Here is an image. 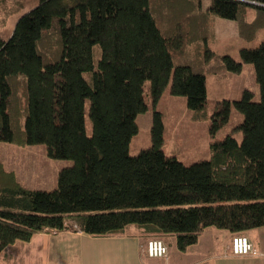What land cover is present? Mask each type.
<instances>
[{
  "label": "trees",
  "instance_id": "obj_1",
  "mask_svg": "<svg viewBox=\"0 0 264 264\" xmlns=\"http://www.w3.org/2000/svg\"><path fill=\"white\" fill-rule=\"evenodd\" d=\"M202 2L39 0L0 38V142L44 144L48 157L73 161L52 191L25 187L0 161V254L44 232L117 237L134 228L140 246L159 239L169 258L171 243L185 252L207 228L233 239L264 227V41L242 48L241 60L208 45L217 17L236 21L252 41L264 29V7ZM15 3L6 4L3 25L21 14L25 3ZM245 63L255 67L260 100L245 90L233 101L244 116L240 142L232 134L212 140L208 159L186 165L165 152L154 110L151 146L130 154L148 110L146 81L155 104L170 85L199 121L208 116L207 76L224 79ZM231 103H218L211 134L228 123Z\"/></svg>",
  "mask_w": 264,
  "mask_h": 264
},
{
  "label": "rangeland",
  "instance_id": "obj_2",
  "mask_svg": "<svg viewBox=\"0 0 264 264\" xmlns=\"http://www.w3.org/2000/svg\"><path fill=\"white\" fill-rule=\"evenodd\" d=\"M16 0H0V38L7 40L12 33L19 17L25 13L30 16L31 10L39 0H22L25 3L21 14L13 15L6 23L2 24V17L6 4H16ZM5 2V3H4ZM203 7L210 5V0H203ZM248 20L255 17V10L248 8ZM215 38L209 41V47L218 55H231L236 60H241L242 48H256L264 41V29H260L252 41L243 39L239 34L237 22L234 20L217 17L215 23ZM207 87V118L196 121L187 104L185 96L171 94L170 85L165 89L159 100L154 103L150 94V81L144 85L145 101L148 110L137 118L138 133L133 137L130 144V154L135 155L142 149L151 146V126L154 110L162 113L164 122V150L168 155L176 156L186 165L210 157L209 145L212 140H222L228 134H232L240 142L242 132L236 129L244 119V116L233 104L239 100L245 90L254 93V101L260 100V89L256 80L255 67L251 63H245L240 73H231L228 77L220 79L209 75L206 78ZM229 100L231 103L228 123L222 126L215 134H211L212 115L217 109L219 102ZM86 129L91 134L92 123L89 116V102H86ZM0 161L7 171L16 174L19 182L27 188L36 190L52 191L57 187L59 171L64 167L73 165L71 160L52 159L47 156L44 144L18 146L8 142H0ZM214 229V228H212ZM134 228L127 231L124 236L136 240L127 239L128 247H131L135 264L138 260L144 261L141 256L138 238L134 236ZM86 235V234H85ZM71 231L44 233L35 236L33 244L26 246L24 263L27 264H109V258L102 260L96 258L87 246L88 253L81 256L79 240H86L91 236ZM95 243V242H94ZM107 245V242H103ZM17 244L12 253V263L18 264L22 260L23 246ZM96 249H100L97 248ZM228 250V246L226 247ZM101 260V262H100ZM97 261V262H96ZM111 262V261H110ZM118 262V261H117ZM0 264H5L0 261Z\"/></svg>",
  "mask_w": 264,
  "mask_h": 264
},
{
  "label": "crops",
  "instance_id": "obj_3",
  "mask_svg": "<svg viewBox=\"0 0 264 264\" xmlns=\"http://www.w3.org/2000/svg\"><path fill=\"white\" fill-rule=\"evenodd\" d=\"M44 233H40L38 235ZM133 233L135 232L133 231ZM245 236L261 253L264 254V227L248 231ZM127 239L136 240L135 238H132L130 236L129 238H127L126 236H124V234L117 237H89L86 240H79L80 246L78 250L80 251L81 256L84 257V255H87L88 253L87 246L89 245V247H95V249L92 248V250H89L90 253L94 252V254L92 255H94L98 259H102L103 257H105L102 260L109 258V264H135L134 256L132 255L133 251L131 247H128V244L126 242L128 241ZM231 240L232 236L229 233L217 229L207 228L199 238L198 243L187 249L185 252L179 251L171 243L168 246V261H166L165 259H151L146 257L144 261L138 260V264H264V255H232L229 251L226 250V247L231 245ZM103 242H107L108 244L104 245ZM139 242L140 240L138 241V243ZM19 243H22L21 246H23L24 250L22 254V260L18 264H27L28 261L24 263V253L27 249L26 246H30L31 244H33V240H31L30 242H17L7 247L0 254V261L5 264H14L12 263V253L14 248H16L17 244ZM96 247L100 249L97 250ZM141 256L144 255H142L141 253Z\"/></svg>",
  "mask_w": 264,
  "mask_h": 264
},
{
  "label": "built area",
  "instance_id": "obj_4",
  "mask_svg": "<svg viewBox=\"0 0 264 264\" xmlns=\"http://www.w3.org/2000/svg\"><path fill=\"white\" fill-rule=\"evenodd\" d=\"M141 253L151 259H168V249L163 241L151 239L145 245L140 246ZM229 252L234 256H263L246 236H235Z\"/></svg>",
  "mask_w": 264,
  "mask_h": 264
},
{
  "label": "water",
  "instance_id": "obj_5",
  "mask_svg": "<svg viewBox=\"0 0 264 264\" xmlns=\"http://www.w3.org/2000/svg\"><path fill=\"white\" fill-rule=\"evenodd\" d=\"M241 2H244V3L249 4V5H253V6L264 7L263 4H260V3H257V2H252V1H247V0H241Z\"/></svg>",
  "mask_w": 264,
  "mask_h": 264
}]
</instances>
